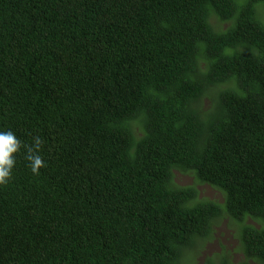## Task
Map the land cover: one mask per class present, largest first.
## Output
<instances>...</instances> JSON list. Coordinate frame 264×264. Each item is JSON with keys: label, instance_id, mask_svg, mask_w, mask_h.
<instances>
[{"label": "trees", "instance_id": "obj_1", "mask_svg": "<svg viewBox=\"0 0 264 264\" xmlns=\"http://www.w3.org/2000/svg\"><path fill=\"white\" fill-rule=\"evenodd\" d=\"M262 11L264 0H0V130L24 145L39 136L46 161L34 175L22 149L0 188V264H184L224 216L245 259L199 264H264Z\"/></svg>", "mask_w": 264, "mask_h": 264}, {"label": "rangeland", "instance_id": "obj_2", "mask_svg": "<svg viewBox=\"0 0 264 264\" xmlns=\"http://www.w3.org/2000/svg\"><path fill=\"white\" fill-rule=\"evenodd\" d=\"M220 22L221 21L217 20L216 24L219 25ZM222 26H226V23H223ZM176 181L181 185H194L200 191L199 198L202 200L214 199L219 202L224 201V195L219 189L209 184H201L190 174L177 172ZM252 222L257 225L255 221L252 220ZM236 227L237 224L233 220H231L228 216H224L215 226L214 238L200 243L194 248L193 258L189 264L202 263L206 257L212 255L214 252L216 254L230 252L234 261H243L245 259V255L241 250L240 243L236 236ZM218 257L219 256L216 255V258Z\"/></svg>", "mask_w": 264, "mask_h": 264}, {"label": "clouds", "instance_id": "obj_3", "mask_svg": "<svg viewBox=\"0 0 264 264\" xmlns=\"http://www.w3.org/2000/svg\"><path fill=\"white\" fill-rule=\"evenodd\" d=\"M43 141L39 136L34 137L33 143L31 145H24L17 135L12 130H0V188L4 185H7L13 176V171L16 165L17 154L21 152L22 149H25V159L28 162V167L34 175H40V170L43 167H46V161L40 154ZM41 198L48 199V192L45 190ZM184 227L180 225L182 230ZM207 241L204 238H197L194 243L187 248H184L181 260L184 264H189L193 258L194 248Z\"/></svg>", "mask_w": 264, "mask_h": 264}]
</instances>
